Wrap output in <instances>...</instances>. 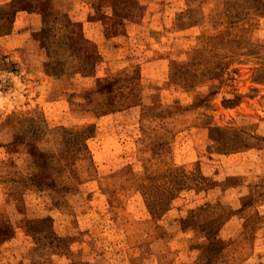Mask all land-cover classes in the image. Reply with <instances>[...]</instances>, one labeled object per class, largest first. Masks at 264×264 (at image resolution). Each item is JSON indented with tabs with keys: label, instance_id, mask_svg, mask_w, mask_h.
I'll use <instances>...</instances> for the list:
<instances>
[{
	"label": "rangeland",
	"instance_id": "374dc122",
	"mask_svg": "<svg viewBox=\"0 0 264 264\" xmlns=\"http://www.w3.org/2000/svg\"><path fill=\"white\" fill-rule=\"evenodd\" d=\"M0 264H264V0H0Z\"/></svg>",
	"mask_w": 264,
	"mask_h": 264
},
{
	"label": "crops",
	"instance_id": "0c3cea01",
	"mask_svg": "<svg viewBox=\"0 0 264 264\" xmlns=\"http://www.w3.org/2000/svg\"><path fill=\"white\" fill-rule=\"evenodd\" d=\"M26 34L24 32H17V33H13V34H0V38H1V41H6L7 39H10V40H22L23 38H25Z\"/></svg>",
	"mask_w": 264,
	"mask_h": 264
}]
</instances>
